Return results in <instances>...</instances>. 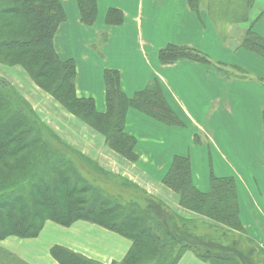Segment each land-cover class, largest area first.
<instances>
[{
	"label": "crops",
	"instance_id": "crops-1",
	"mask_svg": "<svg viewBox=\"0 0 264 264\" xmlns=\"http://www.w3.org/2000/svg\"><path fill=\"white\" fill-rule=\"evenodd\" d=\"M62 1L67 18L55 33L54 46L62 60H73L76 64L77 96L93 99L97 110L104 113L107 110L106 69L120 72L122 90L130 97L151 80L158 79L166 100L183 124L167 125L135 108L129 109L125 131L137 140L138 155L136 161H131L112 149L102 133L89 127L42 89L21 65L0 63V66L6 65L0 73L17 89L21 88L24 97L55 132L53 138L63 146L60 152L45 154L46 163L52 165L55 176L52 175L63 173L71 178V185L86 189L84 179L89 178L79 171L86 163L94 167L87 175L93 173L97 179L95 192L104 190L102 184L109 181L113 186L117 184L118 189L132 190L136 198L153 195L159 199L156 201L191 218L195 213L181 206L179 194L164 183V177L175 157H188L194 184L202 192L210 191L212 173L200 162L205 150L194 141L200 132L201 143L209 141L213 147L216 130L221 132L220 138L225 134L228 115L235 124L232 133L237 139L231 140L228 136L227 142L255 143L239 146L237 154L245 169L243 174L239 171L238 177L234 172L232 176H216L237 178L241 220L248 237L264 246L260 238L264 232L251 231L246 222L250 204L257 210L264 209V57L240 46V39L231 48V43L223 41L215 32L206 10L196 12L189 0H97L98 14L93 25L82 22L77 0ZM261 2L255 3L249 20L241 22L243 32L252 28L264 36V29L259 26L264 20ZM111 8L121 10L122 24L107 23ZM169 44L196 48L209 55L212 62L180 59L163 64L159 51ZM217 47L221 55L215 54ZM12 71H16L15 77L11 76ZM235 105L238 109L251 110L253 115L248 126L235 114ZM254 153L257 154L252 157L250 154ZM250 172L254 174L252 183L244 176ZM239 182H243L241 188ZM54 222L47 220L35 239L38 243L46 234L45 248L31 247L26 254L18 253L34 264H60L51 256V248L60 245L101 264H112L122 261L132 247L129 238L87 219H76L70 225ZM196 258L184 255L178 264H209Z\"/></svg>",
	"mask_w": 264,
	"mask_h": 264
},
{
	"label": "trees",
	"instance_id": "trees-1",
	"mask_svg": "<svg viewBox=\"0 0 264 264\" xmlns=\"http://www.w3.org/2000/svg\"><path fill=\"white\" fill-rule=\"evenodd\" d=\"M229 1L239 10L235 12L237 21L244 22L249 20L252 8L260 0ZM77 3L82 22L95 24L97 0H77ZM189 4L196 12L205 9L204 5L211 7L203 0H189ZM66 18L62 0H0V61L21 65L35 82L54 95L70 112L102 133L112 149L136 161L137 140L125 131L129 109L135 108L167 125L177 126L183 122L166 100L158 79L151 80L143 90L130 97L122 90L120 72L106 69V112H99L93 99L79 98L75 87L76 64L73 60H62L54 46L55 33ZM106 21L122 24L124 15L120 9L111 8ZM240 37V46L264 57V36L249 28ZM158 56L163 64L180 59L212 62L209 55L184 45L169 44L159 51ZM26 107L28 116H33L34 113L29 114L32 108L27 99L0 77V239L10 235L36 236L48 218L63 225H70L76 219H87L132 241L126 257L112 264H178L183 252L188 249L209 264H241L240 258L245 264H254L250 256L255 248L260 250L250 239L253 237L237 236L238 240H246L252 245L249 252H242L236 237V242L233 240L230 245L222 247L208 237L207 241H199L189 233H179L178 227L174 228L169 218V209L157 201L151 203L152 208L144 209L135 202L131 206L121 203L125 213L108 217L109 213L121 209L119 204H110L108 199L101 195L99 198L97 194L89 203L78 198L82 201L79 203L77 197L75 199L76 190H73L76 186L71 185V178L63 173L56 177L50 174L38 177L24 193L8 192L7 189L18 179L20 168L30 161L27 153L41 142L40 139L31 142L33 139L26 138L37 124L29 120ZM46 149L50 150L48 145ZM164 183L180 194L185 208L211 218L228 230L247 232L240 216L234 177L211 174L210 191L201 192L192 180L190 158L177 156L164 177ZM64 189L67 201L61 204ZM84 191L88 192L89 188ZM102 193H106L105 190ZM61 214L67 219L59 218ZM51 253L60 264H101L60 245L53 246Z\"/></svg>",
	"mask_w": 264,
	"mask_h": 264
},
{
	"label": "rangeland",
	"instance_id": "rangeland-1",
	"mask_svg": "<svg viewBox=\"0 0 264 264\" xmlns=\"http://www.w3.org/2000/svg\"><path fill=\"white\" fill-rule=\"evenodd\" d=\"M203 1H206L211 6V7H209L208 5H204L205 9H206V13H207V11L209 12V14L207 13V16H208L209 22H210V24H212V27L214 28L215 32H217L220 35V38L223 41L226 40L229 43H231L230 47L233 48L234 46L232 44L237 43L239 38H242V37H240V34L243 32L240 28L241 20L237 21L238 17H237V15H235V12L238 13V11H239L238 8L236 6H232V4H230L229 0H203ZM261 4L264 6V0L261 2ZM252 9H254V7ZM259 26L264 29V20L262 21V23ZM209 33H210V31L208 30V34ZM215 54H217V55L222 54V51L219 47L215 48ZM0 63H4V62L0 61ZM4 64H6V63H4ZM4 64H1L0 69H3L4 66H6ZM7 65H9V64H7ZM15 65H19V64H15ZM15 65H14V67H15ZM6 71L9 72V70H6ZM16 74H17L16 71H12L11 76L15 77ZM0 77L5 78L4 75H2V73H0ZM5 79L11 85H13L16 88V86L12 83L11 80H8L7 78H5ZM40 87L42 89H44L42 86H40ZM263 87H264V85H263ZM19 89L21 90V88H19ZM34 89L36 90V88H34ZM20 90H19V92L21 93ZM24 90H26V89H24ZM44 90L46 92H48L46 89H44ZM36 94L40 95L38 92ZM37 95L35 97L36 99H37ZM22 96L24 97L23 94H22ZM52 96L59 103H61L54 95H52ZM33 100L36 101L35 99H33ZM28 102L30 103V101H28ZM233 102H234V104H237L236 99H234ZM61 105L64 106L63 103H61ZM31 108L34 110V112L31 109L29 111V114L34 113L33 116H28L27 107L25 109V113L28 116L29 120H31L32 122L37 123V124H36V126L33 127V130L31 132H29V134L27 135L26 138L27 139H33V141H31V142H35V141H37V139H40L41 142L37 143L36 145H34L31 148L30 154H29L30 161H28L29 163L20 168V172L18 173V179L13 183V185L11 187H9L7 189L8 192L13 191V192L24 193L27 190V188L30 186V184L33 181H35L38 177H47L49 174L52 175L53 174L51 172L52 165H49L46 163V158H44V157H46L45 154L47 152H52V151L54 153L60 152V150H62V148H63V146H61V144H59V142L53 138L52 134L55 132L43 120L41 114L39 115V113H41V112H38L37 110H35L32 107V105H31ZM234 112L237 116H239L241 119H243L246 126H248L249 117L253 115L251 110L249 108L238 109L237 105H235ZM225 120H226V124H227L225 127V132H224L225 134L222 138H220L221 132L218 129L216 130V132H217L216 133V141H214L213 147H210L209 141H206L204 144L201 143L200 140H201L202 135L200 132L197 133V136H196L194 143L198 144V146L204 147V150H205L204 155H203V158L200 159V162H201V165L204 166V169H206V171L209 172V174L212 173V174L218 175V176H220L221 174H225L224 176H232L231 174H233L232 172H234L235 175L238 177L239 171L243 174V172L245 170L241 161H240V158L238 157V154H237L239 146H240V144L250 146V145H253L255 142H252V141L251 142H244V143H241L238 141L237 142L236 141L235 142H227L228 136L230 137L231 140L237 139V136L234 135V133H232V128L234 130L235 124L232 122L231 118L227 115L225 117ZM84 123L87 124L92 129L96 130L94 127H92L87 122L84 121ZM245 130H247L249 132V127H246ZM49 140L51 141L52 145H49L50 144ZM47 145H48L50 151H45V150H47L46 149ZM256 147H257V145H256ZM67 148H69V147H67ZM53 149H55V150H53ZM40 152H41L40 156L37 157V153H40ZM244 152L246 153V150H244ZM256 154L257 153L250 154V155L253 157ZM39 157H41V158H39ZM74 159L75 160H81L79 157H74ZM190 162H191V159H190ZM83 166H84V168H81V170H79V171L82 174H86V176L89 178V179H84V184H85L84 186L88 187L89 191L85 192L84 190H86V189H83V188L81 189L78 186H76L75 189H73V190H76L75 191V199L77 197V201L79 203H82V201L79 200L80 198L84 199L86 201L85 203H87V202L89 203L92 201V199L95 198V195L97 194V196L99 198L102 196V197H105V199H108L110 204L112 202H113V205L119 204L121 209L118 212H112L113 214L109 213L108 217H113V216H116L117 214L119 216V214H121L123 212L124 206L121 205V203H123L124 205H127V206H129V205L131 206L135 202V203L139 204L140 207H142L144 209V208L151 207V203L153 201L159 200L157 197H155L153 195H151V196H149V195L141 196L140 195V197L138 196L136 198L135 197L136 194L132 190L126 191L125 189H118L117 184H115V186H113V185H111V183L109 181H107L104 185L102 184L103 189L105 190L106 193H104V194L101 193V196H100V192L103 190L96 191V192L94 191L95 187L97 186V184L95 183L97 179H94V177H93L94 174L91 173L90 175H87L88 172L94 170V167L93 166H87L86 163H84ZM191 169H192V163H191ZM244 176H246L247 181L250 180L251 183L254 182V178H253L254 174L253 173L250 172L248 174H245ZM80 179H81V177H80ZM236 179L237 178H235V180ZM242 183L243 182H239V188L242 187V185H243ZM210 185H211V183H210ZM237 186H238V182H237ZM59 188H62V187L59 186ZM66 189H64V193L61 194V198H60L61 204H64L67 201L66 194H65ZM210 189H211V187H210ZM173 191H175V190H173ZM176 193H178V192H176ZM69 194H70V192L68 193V195ZM113 196H115L114 199H113ZM179 196H180V194H179ZM116 197H117V199H116ZM110 198L112 200H110ZM180 199H181V196H180ZM98 202L100 204V201H98ZM181 206H182V204H181ZM165 207L167 208V210L169 209L168 210L170 213L169 218L171 219V222H172V225L174 226V228L178 227L179 233L181 231L185 232V233H189V234H191V236H193L195 239H197L199 241H207L206 240L207 237L211 238V240L214 243H216L217 245H219L220 247L230 245L233 240L236 242L235 239L237 238V242H239L238 244L241 246L242 252H244V251L249 252V250L252 248V245L249 244L246 240L240 241V240H238V237H237V236L241 235L243 238H246V237H248V232L228 230L227 228H225L224 225H222L220 223H216V221L212 220L211 218H209L205 215H202L200 213L194 212V211L193 212L195 214H193L192 215L193 217L190 218V217H183L181 214H179L176 211H173L171 208L167 207L166 205H165ZM182 207L185 208L184 206H182ZM186 209H188V208H186ZM188 210H190V209H188ZM247 210H248V212H247L248 220H246L247 226L251 229V231L259 230L260 234L263 233L264 232V209H262V210L258 209L257 210L250 204V207H247ZM49 212L52 213L51 211H49ZM123 213H125V212H123ZM52 215H53V213H52ZM59 218L67 219V216H63L61 214V215H59ZM47 220H49V218L45 220V223ZM51 220H53V219H51ZM45 223H44L42 229L40 230L39 234L42 232L43 228L45 227ZM54 223L56 225V223H58V222H54ZM59 224L60 223H58L57 225H59ZM61 225H63V224H61ZM246 231H247V229H246ZM39 234L36 236H31V237H21V236H17V235H10V236H7L3 239H0V264H34L27 257L22 255V253L26 254V250L28 248H31V247L45 248L46 241H44V239L46 237V234H45V236H43L41 238L40 242L37 243L35 239H37L39 237ZM232 237H233V239H232ZM262 237H260V238L262 241H264V237L263 238ZM250 239L255 241V239H253V238H250ZM27 240H31V241L26 242ZM18 241H24V242L17 244ZM33 243H36V244H33ZM255 243L257 244V247L259 248L260 252L257 250V248H255L253 246L255 248V252L250 257H251L254 264H264V246L258 244L256 241H255ZM18 251H21L22 253H18ZM186 253H190V254H186ZM184 255H186V256L193 255V257L195 255L197 257L196 253L191 249L185 250L183 252L181 258ZM51 256L54 258L52 253H51ZM196 259L199 261L200 260L203 261L202 259H200L198 257ZM243 260H245V259L243 258ZM239 261L241 262V264H245V262L242 261L241 258L239 259ZM178 263H179V261H178Z\"/></svg>",
	"mask_w": 264,
	"mask_h": 264
},
{
	"label": "bare ground",
	"instance_id": "bare-ground-1",
	"mask_svg": "<svg viewBox=\"0 0 264 264\" xmlns=\"http://www.w3.org/2000/svg\"><path fill=\"white\" fill-rule=\"evenodd\" d=\"M80 197V196H79Z\"/></svg>",
	"mask_w": 264,
	"mask_h": 264
}]
</instances>
